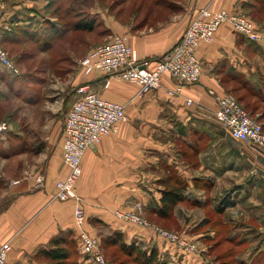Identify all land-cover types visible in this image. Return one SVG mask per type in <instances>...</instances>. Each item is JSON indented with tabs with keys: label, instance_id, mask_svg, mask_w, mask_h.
Masks as SVG:
<instances>
[{
	"label": "crops",
	"instance_id": "0c3cea01",
	"mask_svg": "<svg viewBox=\"0 0 264 264\" xmlns=\"http://www.w3.org/2000/svg\"><path fill=\"white\" fill-rule=\"evenodd\" d=\"M41 4L44 6L46 3L43 1ZM205 6L241 13L264 25V0H155L142 21L136 14L126 24L114 19L111 27L120 34L128 32L126 36L136 50L140 64L153 66L179 43L195 12ZM18 11L3 9L1 12L5 43L15 39L13 34L20 30L17 28L15 33L4 31V25L10 18L18 25L28 24ZM260 28L264 32V28ZM256 51L260 54L252 57ZM197 52L203 63L201 80L196 85L183 87L182 92L173 97L168 95V91L175 88L176 82L170 75L163 76L161 89L143 98L135 97L139 89L137 84L120 80L116 75L81 78V81L87 79L92 90L104 99L125 105L128 116V121L120 124L117 134L103 137L83 157L82 175L75 193L81 200L80 206L87 219L86 230L96 237V229L92 225L100 223L108 232L119 235L125 244L137 245L148 252L156 249L159 255L175 264H201V261L198 258H188L191 262L184 260L185 254L177 251L154 230L119 220L114 211L131 209L140 202L144 205L146 217H159L166 178L161 177L156 164L159 157L166 156L169 164L176 160L184 167L183 157L188 153L185 155V151L173 149L177 140L190 147L192 159L200 161L182 168V176H193L186 180L185 195L189 200L196 199L202 189L215 191L216 176H225L237 169L246 170V156L234 155L231 145H227L233 142L232 137L220 134V124L215 115L216 98L224 95V86L229 81L254 77V65L257 63V80L264 81V45L233 33L228 25H222L214 40L202 43ZM189 99L192 104L188 106ZM62 137H54L56 151L48 169L37 174L44 177L43 184H37L36 175L4 188L8 200L0 207V246L10 243L6 264H36L37 253L46 248L54 237L78 231L74 219L76 200L54 199L56 182L68 172L62 160V142L59 141ZM162 147L170 153L168 156L161 151ZM180 158L182 161L179 163ZM240 184L239 192L248 191V184ZM226 191L229 194L225 198L230 200V193L236 190L232 184Z\"/></svg>",
	"mask_w": 264,
	"mask_h": 264
},
{
	"label": "rangeland",
	"instance_id": "374dc122",
	"mask_svg": "<svg viewBox=\"0 0 264 264\" xmlns=\"http://www.w3.org/2000/svg\"><path fill=\"white\" fill-rule=\"evenodd\" d=\"M43 1L46 3L44 6L41 4ZM78 1L58 0L50 9L48 0H0V12L3 9L19 10L18 12L22 14L20 17L28 21L27 25L21 26L10 18L12 23L6 22L3 28L6 32L13 31L12 33H15L17 28L20 30L13 34L12 38L15 39L8 43L4 41V49L13 64L15 63L17 72H11L3 66L0 69V207L8 200L4 192L6 186L10 187L13 183H18V180L23 182L31 179L48 169L56 151L53 139L63 135L68 110L82 97L80 92L82 87L88 86V90L93 91L87 79L81 81L85 76L80 65L81 61L95 48L111 41L112 37L128 34V32L126 34L114 32L111 27L114 19L126 24L137 14V19L142 21L147 9L155 3V0H86V7L82 10L76 6ZM56 8L59 16L53 15ZM211 8L213 11L218 10ZM244 16L258 26L249 16ZM81 18L94 19L96 26L94 31L83 32L70 28V25ZM51 23L63 25L60 29L62 34L55 39L45 33ZM261 27L264 28V25ZM134 33L144 34V32ZM3 35L5 36L4 33ZM259 54V51H256L252 53V57L256 58ZM258 66V63L254 65V77L229 81L224 86L226 90L224 95L230 94L229 96L236 98L244 95L248 90L242 88L244 82L258 91H263L264 81L257 80ZM58 93L61 95L57 96ZM263 94L261 92V95ZM256 99L258 98L250 96L247 100L254 103ZM247 111L253 120L256 119L258 123L264 125V116H262L264 103L259 105L255 113L250 109ZM219 124L220 134L231 136L230 131L222 123ZM232 139L233 142L227 145H231L234 155H245L248 166L246 170L237 169L228 175L216 176L215 191L208 192L202 189L203 191L197 193L199 196L196 199L176 206L165 218L146 217L144 205L140 202L131 209H117L114 211V216L117 211L126 215H137L151 225L149 229L154 231L162 229L184 236L188 243L194 244L195 251H187L156 233L177 251L185 254L184 257L182 256L184 260L198 258L201 264H238V262L264 264V151L260 145L251 140H238L233 137ZM59 141L63 144V137ZM189 148L181 144L180 140L173 145L174 150L185 151V155L188 153L187 157H183L184 167L176 160L169 164L166 156L159 157L160 160L156 165L162 178L172 175L178 179H185L186 182L193 177L182 176V168L200 163L198 159H192L193 154ZM161 151L168 153L167 156L170 154L163 147ZM181 161L180 158L178 162ZM237 164H240V161H237ZM240 183L248 184V191L239 192ZM232 184L236 191L230 193V200H227L225 195L229 193L226 189ZM75 192L74 188L76 196ZM190 196L194 197L193 194ZM74 219L76 223L75 210ZM86 223L85 217L82 227L76 225L80 232L77 231L73 237L68 238L71 257L67 264H100L93 262L84 251L81 233L85 232L89 237L96 238L86 230ZM92 226L99 236L96 239L101 244L100 252L104 257V264H143L135 255L129 256L122 251L119 244L103 242L108 235L102 234V226ZM35 259L36 264H47L42 258L38 259L35 256ZM162 259L164 260H161L160 264H175L163 257Z\"/></svg>",
	"mask_w": 264,
	"mask_h": 264
},
{
	"label": "built area",
	"instance_id": "2783aa9c",
	"mask_svg": "<svg viewBox=\"0 0 264 264\" xmlns=\"http://www.w3.org/2000/svg\"><path fill=\"white\" fill-rule=\"evenodd\" d=\"M211 9V6H205L197 10L179 43L153 66L140 64L136 50L129 44L128 36L117 35L87 54L80 63L83 74L87 78L116 75L120 80L138 85L137 97H144L161 88L163 76L170 75L176 82L175 88L168 91V94L173 97L180 94L184 86L199 82L203 63L198 56V47L204 42H212L221 25L227 24L233 33L253 43L264 45V33L249 18L243 14L231 13L226 9L216 11ZM3 40L2 13L0 12V64L11 72H17L4 49ZM88 88V86L81 88L82 97L73 104L66 116L63 128L62 159L68 172L65 178L56 182L54 194V199L59 201H68L71 198L76 200L75 216L78 227H82L85 214L80 206L81 200L74 195V188L82 175L83 157L103 137L117 134L119 125L127 121L125 105L108 101L100 94L89 91ZM191 104L192 100L189 99L187 105ZM217 104L216 119L230 131L231 136L238 140H251L260 145L264 151L262 125L253 120L248 112L229 95L218 97ZM36 181L37 184H43L44 177L38 176ZM115 217L139 227L151 228L148 222L137 215H126L117 211ZM155 231L169 242L187 251H195L194 244L188 243L184 236L162 229ZM81 238L84 251L91 260L104 264L98 239L89 237L85 232L81 233ZM10 249L9 242L0 246V264L7 263Z\"/></svg>",
	"mask_w": 264,
	"mask_h": 264
},
{
	"label": "trees",
	"instance_id": "16d2710c",
	"mask_svg": "<svg viewBox=\"0 0 264 264\" xmlns=\"http://www.w3.org/2000/svg\"><path fill=\"white\" fill-rule=\"evenodd\" d=\"M58 0H51L48 4L49 8L51 9L54 5V3ZM86 0H79L78 5H76L78 8H83L86 7ZM80 9V11H81ZM58 8L53 11L54 16H59L58 12L56 11ZM251 18V17H250ZM254 20L253 18H251ZM255 21V20H254ZM256 22V21H255ZM258 27L260 28L261 24L256 22ZM63 26V25H62ZM60 24L58 23H51L50 27L47 28L45 33H48V36L52 39L57 38L62 34L60 31L61 27ZM70 28L73 30H78V31H94L96 28L95 26V21L94 19L88 20V19H78L73 25H70ZM261 29V28H260ZM5 41V36L3 40V45ZM6 50V49H5ZM162 58V57H161ZM160 58V59H161ZM11 59V58H10ZM159 59V60H160ZM158 60V61H159ZM12 61V59H11ZM13 62V61H12ZM15 65V63H14ZM245 88L247 93L244 95L238 96V98L233 97L237 103L244 108L246 111L248 109L251 110L252 113H255L258 111L259 105H262L264 103V94L261 95V92L264 93L263 91H258L257 89L253 88L249 83L244 82L242 84V88ZM230 95V94H229ZM261 95V96H260ZM252 98H258L256 99L254 103L251 102L250 100L248 101L249 97ZM263 96V97H262ZM245 103V105H243ZM248 112V111H247ZM249 114V113H248ZM250 115V114H249ZM264 116V112L262 114ZM252 118V116L250 115ZM255 121L259 122L258 120L255 119ZM264 126V125H263ZM262 126V127H263ZM264 129V127H263ZM232 137V136H231ZM165 184V189L162 191V197H161V207L158 211V216L160 218H165L167 217L172 210L181 203H185L189 199L185 195V190L187 188V184L184 180L178 179L173 177L172 175H167L166 179L164 181ZM94 225H100L103 228L102 234L108 232L106 226L101 225L100 223L94 224ZM102 230V229H101ZM108 235V238L106 237L103 242H107L110 244H119L122 251L126 252L129 256L135 255V257L143 262V264H160L162 259V255H159L158 251L156 249H152L150 252H148L146 249H143L137 245H127L121 239H119V235L117 234H112L110 232L106 233ZM74 232L70 231L67 233H62L56 237H54L50 243L47 245L46 248L40 249L39 252L37 253V258H42L45 261H47V264H67V261L70 259L71 251H70V241H69V236H74ZM96 238H99V236H96ZM100 244V241H99ZM100 251H101V244H100ZM239 264V262H238Z\"/></svg>",
	"mask_w": 264,
	"mask_h": 264
}]
</instances>
